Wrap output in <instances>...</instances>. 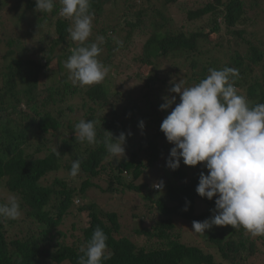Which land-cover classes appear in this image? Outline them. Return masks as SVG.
<instances>
[{
    "label": "trees",
    "instance_id": "1",
    "mask_svg": "<svg viewBox=\"0 0 264 264\" xmlns=\"http://www.w3.org/2000/svg\"><path fill=\"white\" fill-rule=\"evenodd\" d=\"M25 1L32 17L31 35L45 31L46 37L50 32L56 37L45 57H23L25 50L33 49L18 44L19 39L33 37L0 23L9 49L4 60L11 62L6 74L0 73V204L8 203L4 200L7 192L18 199L21 209L17 219L0 217V264H77L81 246L87 245L97 226L108 237L105 255L110 259L103 264H254L251 259L264 257V236L253 237L242 227L213 226L205 234L196 233L206 243L203 247L186 242L177 223L192 230V221L210 218L215 207L216 197L210 201L195 191L200 172L207 174V169L202 163L186 166L182 160L174 171L166 165L155 167L174 146L167 142L160 125L175 105L167 110H160V105L164 95H176L179 103V95L168 92L175 83L184 81V87H190L206 78L209 68L231 67L238 70V94L250 106L264 103V0H195L180 8L182 20L169 18L158 7L133 9L132 1L124 0L126 7L117 21L103 22L86 41L104 37L97 59L108 71L110 65L117 67L119 75L134 69L130 78L134 84L117 85L115 99L105 88L108 73L102 82L90 86L74 85L69 79L64 61L80 45L67 31L72 21L59 15V0L45 13L35 10V0ZM177 2L162 0L168 9ZM106 3L91 0L93 16L99 17ZM251 31L262 35L253 39ZM117 40L123 42L122 47ZM13 46L21 50L17 53ZM59 48H63L62 54L54 56ZM53 59L58 78L41 96L37 81L48 75ZM19 85H24L22 93L33 102L34 116L20 109L29 100L19 97ZM74 97L88 100L82 107L89 112L84 114L87 120L96 122L98 140L105 131L114 138L126 133L124 158L116 161L110 157L102 143L77 142L76 123L70 119L63 126L61 122L65 111H46L47 106L68 107ZM38 106L44 107L40 111ZM67 109L71 115L76 111L75 105ZM140 121L143 129L138 126ZM76 159L81 161L80 171L72 177L69 173ZM161 180L162 191L152 187ZM91 190L120 197L135 194L143 205L127 218V210H104L88 201ZM75 198L80 203L75 204ZM81 219L86 222L82 224ZM127 219L138 221L129 232Z\"/></svg>",
    "mask_w": 264,
    "mask_h": 264
},
{
    "label": "clouds",
    "instance_id": "2",
    "mask_svg": "<svg viewBox=\"0 0 264 264\" xmlns=\"http://www.w3.org/2000/svg\"><path fill=\"white\" fill-rule=\"evenodd\" d=\"M59 15L72 21L67 29L73 41L80 46L71 50L64 67L72 83L90 86L102 82L108 68L97 59L103 36L86 43L92 34L93 14L91 0H59ZM54 0H35L39 13L51 12ZM119 47L123 42L117 40ZM209 74L199 83L184 87V81L175 83L164 95L160 110L174 108L163 119L160 131L167 142L174 145L166 160L170 170L179 168L181 160L186 166L203 164L207 174H199L196 193L208 200L216 197L212 215L203 221H192V231L205 234L213 226L242 227L247 234L264 236V103L250 106L246 97L239 95L235 87L238 70L224 67L209 68ZM230 77L233 79L230 82ZM143 129L144 122H139ZM77 142L95 145L102 143L110 157L119 161L125 157L126 133L117 137L105 131L102 140L97 139L96 122L81 119L74 125ZM128 133L127 135H130ZM57 156L60 153L56 149ZM81 161L72 162L70 175L76 177ZM163 181L152 185L162 191ZM187 211V206L183 209ZM21 215L20 203L13 196L8 203L0 204V217L17 219ZM108 237L97 226L86 246H81L77 264H103L110 259L105 255Z\"/></svg>",
    "mask_w": 264,
    "mask_h": 264
},
{
    "label": "rangeland",
    "instance_id": "3",
    "mask_svg": "<svg viewBox=\"0 0 264 264\" xmlns=\"http://www.w3.org/2000/svg\"><path fill=\"white\" fill-rule=\"evenodd\" d=\"M131 1H132L133 6H134L133 9H136V8L138 9L141 7V8L147 9L148 11H152L154 8L158 7L162 11H164V13L167 16H170L169 18L175 19V20H182V16L180 13L181 9L183 7L189 6L191 2H195V0H178V2L175 5H173V9H168V8H165L163 6L162 0H131ZM198 1H199L198 3H201V2H205L206 0H198ZM0 6H1L0 7V14L3 13L0 16V23L6 22V24L10 25L11 29L16 30L17 32H21L20 35H22V36H24L25 34L28 35V33L31 35L32 17H30L27 14L26 1L25 0H0ZM125 7L126 6L124 4V0H107V3L104 5L103 11L99 15V17L93 16L92 33H94V34L97 33V31L102 26L103 22L108 23V24H113L114 22H116L117 18L123 13V10L125 9ZM263 7H264V1H263V5L261 6V8H263ZM24 16H25V18H24ZM261 19L263 20V18H261ZM257 22H258V20H257ZM28 23H30V25ZM254 32H256V33H254ZM250 33L253 34V36H252L253 39L254 38L257 39L262 35L261 34L262 32H260V31H251ZM31 36L33 37V40H30L28 38L25 40L19 39L18 44H23V45H26L27 47L33 49L32 51L25 50L26 52H24L23 57L25 55H28L29 57H32V58H40V57L43 58V57H45L46 53L51 49L56 35L53 32H50V33H48V35L46 37L45 31H44L41 33L40 32L34 33ZM116 38H118V36ZM0 41H1V45H0V73L2 70L3 74H6L8 71V67L11 66V62H10V59L4 60V56L7 55V51L9 49H7L8 46L6 44H4L6 42V38H4V36L1 33H0ZM13 48L17 53L21 50L20 48H18L16 46H13ZM62 49L63 48L56 49L54 51L55 52L54 56H58V55L62 54ZM16 54H14L13 56H15ZM13 56H11V57H13ZM116 63L117 62L115 61V64ZM64 64H65V61H64ZM63 68L65 69V71L68 72V70L64 66H63ZM47 70H48L47 71L48 75L40 76L38 81H37L36 90L42 92L41 96H45V90L48 88V86H51V84L53 83V80H56L58 78L57 73L59 72V69H58L56 59H53L50 62V65H48ZM133 72H134V69L130 68L128 71H126L124 73V75H119L117 67L115 65L109 66V71H108L109 83L107 84V86L105 85V88L108 87V89L110 91V95H109L110 98H113V99L116 98V96H114L113 94L116 91L117 85L120 87L122 86L121 88H123V87L127 86L128 82H129V84H134V80L130 79ZM53 74H54V76L52 77ZM126 78H129V79H126ZM138 86H139L138 83H135V88ZM24 89H25L24 85H19L17 87V90H20L19 97H21L22 100H25V99L29 100L25 96V94L22 93V90H24ZM87 102H88L87 99L80 100L79 97L78 98L74 97V99L70 103L68 102L67 104L69 106L75 105V108H76V111L73 112L72 115L69 114V111L67 112V110H68L67 108L69 106L67 107L66 105L62 106L61 108H59V105H58V107L47 106L46 111H48L50 113L51 112L54 113L56 110H64L65 113L62 116L63 119L61 120V122H62L63 126H66L68 120H70V119L74 124L78 123L81 119L87 120L88 115H84V114L89 113V112H87V107H82V105L86 104ZM32 103L33 102L29 100L28 104H26V103L21 104V107H20V109L25 111V113L28 116L29 115L34 116V113L31 109L33 107ZM43 107L44 106H38L40 111L43 109ZM125 151H126V149H125ZM169 152H170V149L166 150V153L164 155H162V157L160 158L158 163L155 164V167L157 168V170L159 169V167L166 165L165 159H167L169 157ZM51 178L52 177H49V180ZM98 183L101 185L102 188L106 187L105 184H103V182H98ZM5 194L6 195L4 197V200L6 202H8L12 196L8 195L7 192ZM88 201L94 202L95 204H97L99 207H101L104 210H110V211L111 210H117V211L127 210L128 211L127 218H129L133 212H136V210H134L135 207H137L138 209H141V207L143 205L142 201L135 194H130V195H127L126 197H120V195H118V194L101 193V192H99V190L89 191ZM74 202H75V204H78V203H80V199L75 198ZM70 220L71 219H68V220H66V222H69ZM80 221L82 224H84L86 222V219H81ZM153 222H154V220L151 221V223H153ZM81 223H79V226L81 225ZM137 223H138L137 220H135L133 222L132 219H127V222L125 223L126 231L129 232L134 227V225L136 226ZM129 224H131V225L129 226ZM177 225H178L177 227L179 228L180 232L183 234V238L186 240V242L190 241L191 243L202 246V247L206 246V243L203 241V239L199 238L195 232L190 230L189 226H186V225L182 224L181 222L177 223ZM67 227L69 228L68 224H67ZM65 231L67 232V228L65 229ZM68 234H69V232H68ZM68 241L69 242L71 241L70 238L68 239ZM216 258L218 259V255H216ZM251 262H253L254 264H262V263H264V257L259 256V257H257V259H251Z\"/></svg>",
    "mask_w": 264,
    "mask_h": 264
}]
</instances>
